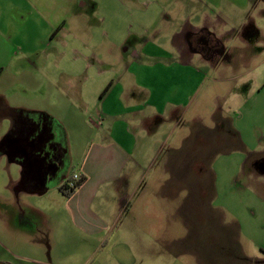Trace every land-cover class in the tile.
<instances>
[{
  "label": "rangeland",
  "instance_id": "1",
  "mask_svg": "<svg viewBox=\"0 0 264 264\" xmlns=\"http://www.w3.org/2000/svg\"><path fill=\"white\" fill-rule=\"evenodd\" d=\"M13 1L29 7L25 0H0V6L8 10ZM63 1V7H70V18L83 10L90 30L96 23L100 54H90L72 39L70 43L68 36L51 41L46 16L40 12L17 21L14 29L11 16L3 15L7 29L0 42V113L9 101L12 106L33 107L30 97L45 91L55 75L60 80L74 76L80 86L87 81L86 75L98 69L106 77L114 70L124 72L131 58L120 49L140 39L132 21L142 20L147 27L145 38L166 51L173 50L176 30L205 27L217 35L228 57L191 59L206 78L186 106L179 130L184 133L196 114L205 115L208 126L213 113L229 116L243 143L236 138L161 136L141 142L142 151L133 153L130 164L135 176L142 171L141 182L132 186L123 205L115 201L123 215L113 224L108 207L100 217L108 229L90 236L67 214L66 197L60 190L38 195L30 192L34 189L30 185L29 191H19L21 169L3 156L0 228L5 226L23 242L13 255L7 251L6 257L15 264H264V156L249 160L258 166L257 175L247 174L250 165L245 170L244 164L246 151L264 153V0ZM38 5L51 13L46 4ZM9 33L13 37L8 38ZM74 48L81 52L78 60L72 59ZM121 56L128 59L121 61ZM97 83L90 80L88 86ZM1 116L0 139L10 131V122ZM87 122L91 124V119ZM169 131L166 127L162 136ZM80 133V138H63L75 156L87 147L90 136L86 127ZM74 164L68 175L75 171ZM110 190L103 189V198Z\"/></svg>",
  "mask_w": 264,
  "mask_h": 264
},
{
  "label": "crops",
  "instance_id": "2",
  "mask_svg": "<svg viewBox=\"0 0 264 264\" xmlns=\"http://www.w3.org/2000/svg\"><path fill=\"white\" fill-rule=\"evenodd\" d=\"M40 1L52 8L51 13H45L40 8L44 6L38 5ZM63 2V0H50V2L25 0V4L29 7L23 8L13 1L10 2L12 4L8 10L0 6V42L6 37V33L2 31L7 29V22L1 21L3 15L11 16L9 22L15 24L11 26L14 29L17 21H26L29 15L33 16L40 12L42 16H46L44 17L46 30L51 34V41H62L63 36H68L70 43L72 39L74 45L79 44V48L90 50V54L94 56L99 55L101 41L97 39L96 23L92 24L94 27L90 30L83 10L81 15L70 18V7H63ZM81 4V8H84L85 2ZM132 22L136 24L138 31L136 35L140 39L131 42L130 47L123 45L120 49L121 53L131 58L124 72L114 70L110 77H106L98 69L94 75H86L87 81L81 82L80 86L75 83L74 76L63 77L60 80V77L55 75L49 78L45 91H36L35 95L30 97L34 102L33 107L12 106L9 101L5 103L0 113L3 120L10 122L8 133L13 132L14 138H18L21 134V129H17L22 128L27 120L37 124L47 122L54 128L58 137L55 141L64 145L68 151V162L64 170L53 171L45 176L44 172L37 168L35 161L23 153L16 154L14 161L10 162L4 137L0 139V160L4 156L8 159V163H15L21 169L22 180L18 182L19 191H29V186L34 185L33 191L30 192L38 195L45 194L52 188L59 190V186L68 181L74 172H79L85 180L73 196L67 197L63 194L66 197L64 207L76 227L89 236L101 234L108 229L107 225L101 223L100 218L102 213H107L108 207L112 208L113 224L123 215L122 206L119 208L115 201H121L123 205L125 198L130 196L129 191L132 186H137L142 180L140 177L142 171L135 176L134 169L130 167L133 153L138 151L139 155L142 151L141 142L161 136L162 138H236L239 144L243 143L240 131L234 128L229 116L218 117L213 113L212 126H208L204 122L205 115L196 114L192 120H189V124L185 125L184 133L179 130L186 114L185 110L188 108L186 106L203 86L206 78L205 72L193 65L192 60L199 55L203 60L210 61L216 55H205L190 49L188 35L201 28L188 26L190 28L186 30L184 27L176 30L172 39L174 42L171 44L173 50L166 51L157 49L145 38L147 27L142 20ZM208 30L220 42L217 35L209 28ZM131 32L130 35L135 36L133 31ZM179 36L182 37L177 41ZM9 37H13L12 33H9ZM113 43L116 45L115 42ZM72 50L74 54L72 59L78 60V56L81 55L80 50L76 48ZM219 57L224 59L228 57L225 50ZM82 58L86 59L85 56ZM119 58L121 61L128 59L124 56ZM54 60L59 62L56 58ZM95 61L101 62L100 59ZM96 79L97 86L89 87L88 81ZM183 108H185L184 112L181 111ZM90 119L91 124H88L87 120ZM82 127L89 129L90 136L87 138V147L85 146V149L75 156L70 153L63 138L70 136L80 138L78 135L81 134ZM166 127L170 128V131L163 137L162 132ZM197 129L201 130L197 133ZM25 146H23L24 150H26ZM260 156L263 157L264 153L246 151L245 170L250 165L247 174L257 175L258 166L251 165L249 160ZM72 162L76 163L75 171L68 175L67 171L69 166H72ZM105 188L111 190L109 196L103 198L102 191ZM20 223H23L22 219ZM5 228V226L0 228V237L4 238V241L0 238V262L15 264L10 256L6 257L5 253L8 251L13 255L15 247L22 245L23 242L20 240L22 238L14 237Z\"/></svg>",
  "mask_w": 264,
  "mask_h": 264
},
{
  "label": "flooded vegetation",
  "instance_id": "3",
  "mask_svg": "<svg viewBox=\"0 0 264 264\" xmlns=\"http://www.w3.org/2000/svg\"><path fill=\"white\" fill-rule=\"evenodd\" d=\"M188 43L192 51L201 52L205 55H222L224 47L212 33L205 27L192 32L188 35ZM21 134L14 138L13 132L4 136V142L7 146V153L17 150L16 154H25L32 158L43 175H48L53 171H62L66 168L68 162V151L64 145L55 141L58 138L54 128L46 122L37 124L31 120L24 122ZM26 145V150L23 147ZM16 156V155H15ZM14 156V158H15Z\"/></svg>",
  "mask_w": 264,
  "mask_h": 264
},
{
  "label": "trees",
  "instance_id": "4",
  "mask_svg": "<svg viewBox=\"0 0 264 264\" xmlns=\"http://www.w3.org/2000/svg\"><path fill=\"white\" fill-rule=\"evenodd\" d=\"M85 178L82 176L81 179L78 182V185L76 188H73L69 186L68 181H66L64 184L59 186V190L67 197H71L74 195V193L77 191V189L82 185Z\"/></svg>",
  "mask_w": 264,
  "mask_h": 264
},
{
  "label": "built area",
  "instance_id": "5",
  "mask_svg": "<svg viewBox=\"0 0 264 264\" xmlns=\"http://www.w3.org/2000/svg\"><path fill=\"white\" fill-rule=\"evenodd\" d=\"M81 177L82 176L79 172H74L68 179L69 186L76 188Z\"/></svg>",
  "mask_w": 264,
  "mask_h": 264
},
{
  "label": "water",
  "instance_id": "6",
  "mask_svg": "<svg viewBox=\"0 0 264 264\" xmlns=\"http://www.w3.org/2000/svg\"><path fill=\"white\" fill-rule=\"evenodd\" d=\"M16 153H17V150H14L11 153H7V157H8L10 162L14 161V156L16 155ZM0 264H4V262H0Z\"/></svg>",
  "mask_w": 264,
  "mask_h": 264
}]
</instances>
